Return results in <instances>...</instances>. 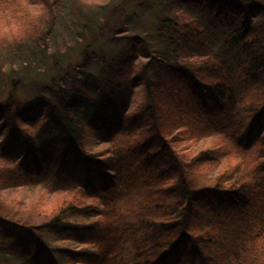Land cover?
<instances>
[{
  "label": "trees",
  "instance_id": "obj_1",
  "mask_svg": "<svg viewBox=\"0 0 264 264\" xmlns=\"http://www.w3.org/2000/svg\"><path fill=\"white\" fill-rule=\"evenodd\" d=\"M12 5L0 72L61 19L81 58L5 77L0 264H264V0Z\"/></svg>",
  "mask_w": 264,
  "mask_h": 264
},
{
  "label": "rangeland",
  "instance_id": "obj_2",
  "mask_svg": "<svg viewBox=\"0 0 264 264\" xmlns=\"http://www.w3.org/2000/svg\"><path fill=\"white\" fill-rule=\"evenodd\" d=\"M263 1V0H261ZM27 3V2H23ZM28 4V3H27ZM6 10H9V12L0 13V31L2 35H5L3 30L9 29L8 31L16 30L13 25L16 24V22H19V24L22 26L27 25L25 21H27L26 18H22V16L25 14L24 12L26 10L34 12L35 9L41 8L40 5H31L29 9L21 8V7H15L7 6L5 7ZM34 9V10H33ZM36 13V11L34 12ZM5 14V15H3ZM6 15L12 16V19L8 21L6 18ZM145 17L142 18L143 21L140 22V27L143 29H147L150 24L152 23L151 16L149 13L145 12ZM18 16H21V19H18ZM29 24L33 23L32 20H28ZM74 21H64L63 19L56 24V28L54 30V35H52L51 42L48 44V47L43 49V54H40V59L38 57H35L37 59V62L35 63V67L25 68V67H16L15 69H10L11 67L5 66L2 69V72H0V99L6 96L7 91L10 89L9 84L6 82L5 77H8V74H12L14 77H24L26 80H30L32 78H35L36 75H41L43 77H47V74L50 73L51 66H52V58L53 56L59 57L62 61L65 63H68V61L73 60H79L81 58V49L77 45L68 46L67 44L69 41H71V38L74 37V33L77 31V27L73 25ZM18 24V23H17ZM3 29V30H2ZM6 31V32H8ZM18 31V30H17ZM19 34H21L19 30ZM1 36V35H0ZM109 36V35H108ZM103 40V46H111L112 43L109 42V39L111 37H104ZM114 46V45H113ZM106 48V47H105ZM109 52L110 49H107ZM115 53V51H114ZM42 58V59H41ZM45 64V65H44ZM98 68L97 64H93L91 67V70H96ZM53 69V68H52ZM47 71V72H46ZM20 97L24 101H30L34 99V95L31 93H28V91H23L20 93ZM40 209L43 208V203H39Z\"/></svg>",
  "mask_w": 264,
  "mask_h": 264
}]
</instances>
